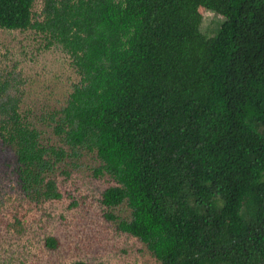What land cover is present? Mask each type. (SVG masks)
<instances>
[{
	"label": "trees",
	"instance_id": "16d2710c",
	"mask_svg": "<svg viewBox=\"0 0 264 264\" xmlns=\"http://www.w3.org/2000/svg\"><path fill=\"white\" fill-rule=\"evenodd\" d=\"M34 1L0 0V28L43 33L79 80L53 116L65 148L41 142L0 76L21 188L60 198L48 173L86 149L115 182L101 202L131 209L105 216L161 264H264V0H43L42 19ZM206 10L223 16L212 34Z\"/></svg>",
	"mask_w": 264,
	"mask_h": 264
},
{
	"label": "rangeland",
	"instance_id": "374dc122",
	"mask_svg": "<svg viewBox=\"0 0 264 264\" xmlns=\"http://www.w3.org/2000/svg\"><path fill=\"white\" fill-rule=\"evenodd\" d=\"M42 7L43 0L34 1L35 18L42 19ZM222 20L206 10L200 29L215 33ZM45 43V35L34 29L0 28V76L8 82L7 94L17 99L22 119L39 130L41 142L68 148L53 131V116L79 75L61 45L46 48ZM80 151L47 175L61 197L35 199L21 188L14 152L0 137V264H161L145 243L105 216L112 212L128 219L131 209L125 201L114 207L101 202L103 190L115 182L108 174L95 176L100 160L94 152ZM53 235L59 245L49 248L45 239Z\"/></svg>",
	"mask_w": 264,
	"mask_h": 264
},
{
	"label": "bare ground",
	"instance_id": "6f19581e",
	"mask_svg": "<svg viewBox=\"0 0 264 264\" xmlns=\"http://www.w3.org/2000/svg\"><path fill=\"white\" fill-rule=\"evenodd\" d=\"M55 121V120H54ZM56 127V126H55ZM120 193V192H119ZM122 202V201H121ZM107 204V203H106ZM117 206V205H116ZM117 218V217H116ZM54 236V235H53ZM251 259V258H250ZM255 260V259H254ZM253 261V260H252ZM255 262H256V260H255Z\"/></svg>",
	"mask_w": 264,
	"mask_h": 264
}]
</instances>
